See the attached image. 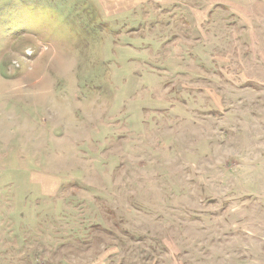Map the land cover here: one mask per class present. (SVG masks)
I'll use <instances>...</instances> for the list:
<instances>
[{
    "label": "rangeland",
    "instance_id": "1",
    "mask_svg": "<svg viewBox=\"0 0 264 264\" xmlns=\"http://www.w3.org/2000/svg\"><path fill=\"white\" fill-rule=\"evenodd\" d=\"M0 264H264V0H0Z\"/></svg>",
    "mask_w": 264,
    "mask_h": 264
}]
</instances>
